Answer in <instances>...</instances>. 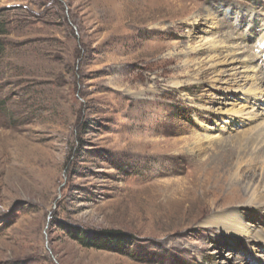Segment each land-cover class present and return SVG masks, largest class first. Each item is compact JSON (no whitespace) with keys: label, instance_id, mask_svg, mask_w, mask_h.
<instances>
[{"label":"rangeland","instance_id":"rangeland-1","mask_svg":"<svg viewBox=\"0 0 264 264\" xmlns=\"http://www.w3.org/2000/svg\"><path fill=\"white\" fill-rule=\"evenodd\" d=\"M249 16L264 20V0H0V264H264L253 238L205 225L221 205L180 197L212 143L264 120L226 132L254 81L211 68L227 55L213 44L247 55ZM242 195L234 208L264 231ZM77 230L128 241L87 248Z\"/></svg>","mask_w":264,"mask_h":264},{"label":"bare ground","instance_id":"bare-ground-1","mask_svg":"<svg viewBox=\"0 0 264 264\" xmlns=\"http://www.w3.org/2000/svg\"><path fill=\"white\" fill-rule=\"evenodd\" d=\"M241 16L245 17L244 21L247 22L248 15L247 17L245 14ZM248 23L250 24V31L247 35H239V40L237 41H239L238 43L249 45L250 40L253 39V46H249L250 49H248L249 53L251 51L255 52L254 47L258 48V45H261L263 42L261 38L264 35H261V38L256 36L258 32L264 34V28L259 29L260 27H257L258 29L256 30L253 26L261 23V27H264V20L260 21V18L255 17L250 18ZM233 39L234 37L232 35H227L226 37L228 44ZM233 43L229 45H222L221 43L219 45H212L209 53L212 54L215 60H221L223 55L222 50H227L225 52L227 54L225 59L222 62L219 61L217 64L212 65L211 68L214 70L212 73H220L219 67H228L229 71L227 73L230 72L231 74L226 75V71L224 70L225 72H222L221 77L227 76L229 79L231 78L234 85L235 83L238 84L241 79H246L247 81L250 79L254 83L250 87L248 86L249 88L247 87L248 89L246 90L245 88L243 90L241 89V92L246 91L243 94V96L245 95L244 101L246 102V106L241 109H235L232 106L233 108L225 111L228 120L227 122L225 121L226 125L224 128L227 130L226 132L232 129L233 124L240 126L246 125L248 122H255L264 113V51H261L260 54L255 53L253 54L254 57L248 58L250 55L248 56V53L245 55L246 52H240L241 49L239 50L240 53L235 52ZM238 43H236L237 46H239ZM196 54L200 53L196 52ZM238 55H244L245 60L236 59ZM236 63H240L242 67H234ZM240 69L253 74L250 77L249 75L245 76V74L241 77ZM256 72H260L261 75L259 74V77H255ZM216 82L222 81L216 80ZM178 85L179 83L175 84V87H178ZM259 110H261V115ZM216 143H212L211 145L215 147V153L218 155V158L214 159L212 163H207L205 160L196 161L195 165L201 166L199 168L200 170L198 169L196 179L193 180L196 183L192 184L194 188L190 189V191L188 189L182 192L180 196L181 201L188 205L196 202V189L201 190V200L211 210L219 208L220 205L222 206L219 212L212 214L205 221V225H214L221 231L240 238L251 237L260 250L261 247L264 248V231H257L253 225L251 226L246 223L238 209L234 207L238 206V202L243 201L242 194L248 198L245 206L247 205L252 208L264 207V120L255 127L240 132V135L235 138L229 136L218 140ZM254 264L262 263L259 260L255 261Z\"/></svg>","mask_w":264,"mask_h":264},{"label":"trees","instance_id":"trees-1","mask_svg":"<svg viewBox=\"0 0 264 264\" xmlns=\"http://www.w3.org/2000/svg\"><path fill=\"white\" fill-rule=\"evenodd\" d=\"M5 28L0 25V35L4 34ZM76 240L87 248H95L105 251H123L128 241V236L120 232L104 231L90 233L88 231L77 230Z\"/></svg>","mask_w":264,"mask_h":264}]
</instances>
